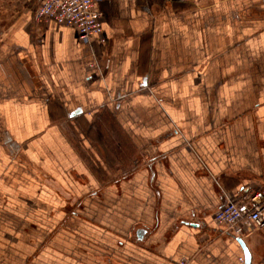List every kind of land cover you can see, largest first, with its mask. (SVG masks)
Listing matches in <instances>:
<instances>
[{"label":"crops","instance_id":"0c3cea01","mask_svg":"<svg viewBox=\"0 0 264 264\" xmlns=\"http://www.w3.org/2000/svg\"><path fill=\"white\" fill-rule=\"evenodd\" d=\"M35 7L0 0V264H264L215 221L264 188V0H98L103 44Z\"/></svg>","mask_w":264,"mask_h":264},{"label":"built area","instance_id":"2783aa9c","mask_svg":"<svg viewBox=\"0 0 264 264\" xmlns=\"http://www.w3.org/2000/svg\"><path fill=\"white\" fill-rule=\"evenodd\" d=\"M98 0H36L34 10L38 23L55 22L57 24L77 29L82 41L97 40L106 42L103 33L102 13L97 8ZM95 62L91 63L93 67ZM226 202L216 212L217 225L233 236H240L245 226H264V188L247 187L242 192L240 201L251 202L252 208L243 211L240 201L226 194ZM244 262V257H241Z\"/></svg>","mask_w":264,"mask_h":264},{"label":"rangeland","instance_id":"374dc122","mask_svg":"<svg viewBox=\"0 0 264 264\" xmlns=\"http://www.w3.org/2000/svg\"><path fill=\"white\" fill-rule=\"evenodd\" d=\"M81 152L83 153V154H85V151H84V149H82L81 150ZM86 155L87 154H85V159H86ZM88 156V155H87ZM88 163H92V161L90 160V158H87V160H86ZM91 165V164H90ZM76 195L75 194H73L72 193V195H71V199L72 198H74ZM72 201V200H71ZM71 201H70V204H72L71 203ZM62 228H65V226H63V224H55V228H54V231H57V230H60V229H62ZM257 228H259V229H261V228H264V226H262V227H257ZM244 231V230H243ZM94 229L93 230H90V233H88L89 235H86L87 236V238H89V236L91 237V236H93L94 235ZM56 252H58V251H56V249L54 250V253L56 254ZM89 253H93L92 251H90ZM70 259H71V257H70ZM239 261L240 262H242L241 261V257H239ZM187 262V261H186ZM186 262H185V260H182L181 261V264H186ZM79 263H82V261L81 262H79V260L77 259V257L75 256L74 258H72V260L70 261V264H79Z\"/></svg>","mask_w":264,"mask_h":264},{"label":"water","instance_id":"95a60500","mask_svg":"<svg viewBox=\"0 0 264 264\" xmlns=\"http://www.w3.org/2000/svg\"><path fill=\"white\" fill-rule=\"evenodd\" d=\"M237 241L242 245L244 249V255H245V264H251V254L249 249L247 248L245 242L241 238H236Z\"/></svg>","mask_w":264,"mask_h":264}]
</instances>
